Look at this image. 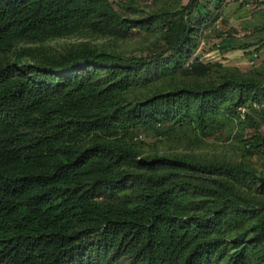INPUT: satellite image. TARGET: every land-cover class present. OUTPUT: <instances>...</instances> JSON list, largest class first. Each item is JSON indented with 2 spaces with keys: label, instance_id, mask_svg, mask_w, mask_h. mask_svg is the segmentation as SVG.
Listing matches in <instances>:
<instances>
[{
  "label": "trees",
  "instance_id": "1",
  "mask_svg": "<svg viewBox=\"0 0 264 264\" xmlns=\"http://www.w3.org/2000/svg\"><path fill=\"white\" fill-rule=\"evenodd\" d=\"M225 4L140 15L138 0H0V264H264V174L146 154L138 138L236 125L264 153V77L142 94L208 77L195 40ZM132 32L158 37L150 55L43 45Z\"/></svg>",
  "mask_w": 264,
  "mask_h": 264
},
{
  "label": "rangeland",
  "instance_id": "2",
  "mask_svg": "<svg viewBox=\"0 0 264 264\" xmlns=\"http://www.w3.org/2000/svg\"><path fill=\"white\" fill-rule=\"evenodd\" d=\"M189 0H138L140 15L158 10H174L186 5ZM262 1V2H261ZM220 13V14H218ZM219 16L215 23L203 25L195 40V57L200 63L209 65L207 78L191 76L167 78L154 83L142 91L148 95L158 91H168L177 87L204 85L219 82L222 77H237L260 81L264 77V0H226L225 6L213 14ZM138 17V16H137ZM191 19L194 20L192 17ZM216 19V18H215ZM214 24V25H213ZM158 42L156 35L132 32L127 38L82 34L45 42L43 45L52 52L63 53L71 46L88 45L100 51L120 54L126 57H145ZM239 126L228 127L213 137L201 139L184 129L174 130L167 138L141 133L144 141L143 152L151 155H186L199 160L215 161L231 165H241L257 174H264V153L250 156L239 135L244 134ZM264 137V123L261 126ZM244 138V139H245ZM261 198V197H260ZM264 201V198H261Z\"/></svg>",
  "mask_w": 264,
  "mask_h": 264
},
{
  "label": "built area",
  "instance_id": "3",
  "mask_svg": "<svg viewBox=\"0 0 264 264\" xmlns=\"http://www.w3.org/2000/svg\"><path fill=\"white\" fill-rule=\"evenodd\" d=\"M241 113H242V115H244L246 113V110H244V109L241 110ZM138 138L141 139V136H138Z\"/></svg>",
  "mask_w": 264,
  "mask_h": 264
},
{
  "label": "water",
  "instance_id": "4",
  "mask_svg": "<svg viewBox=\"0 0 264 264\" xmlns=\"http://www.w3.org/2000/svg\"><path fill=\"white\" fill-rule=\"evenodd\" d=\"M198 60V57H195V61H197Z\"/></svg>",
  "mask_w": 264,
  "mask_h": 264
}]
</instances>
